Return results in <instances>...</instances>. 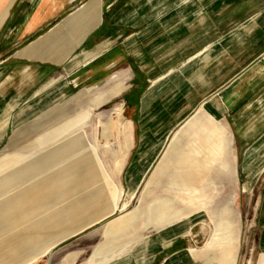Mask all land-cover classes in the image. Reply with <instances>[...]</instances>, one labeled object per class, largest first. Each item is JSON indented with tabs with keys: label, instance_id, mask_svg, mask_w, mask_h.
I'll return each instance as SVG.
<instances>
[{
	"label": "crops",
	"instance_id": "0c3cea01",
	"mask_svg": "<svg viewBox=\"0 0 264 264\" xmlns=\"http://www.w3.org/2000/svg\"><path fill=\"white\" fill-rule=\"evenodd\" d=\"M186 44H194L189 58L195 60L196 72L189 81L185 71L175 69L186 58ZM202 57L205 67L199 74ZM144 58L151 60L149 66ZM219 65L227 76L220 87ZM123 66L134 76L128 95L135 105L130 122L136 149L125 172L128 191L120 210L128 208L146 180L145 191L138 201L142 205L137 202L111 225L81 263L237 264L243 229L227 209L215 211L211 203L218 198L216 181L234 169V141L243 144L237 154L245 155L252 140L264 139V0H0V140L9 124L15 127L35 116L34 131L44 132L43 124L55 122L54 137L67 138L71 126L64 123L73 121L68 107L88 90L121 78L118 86H123L130 78L128 70L118 72ZM63 97L68 99L43 112ZM94 103L100 107L102 96ZM252 107H258L259 119H250L258 113ZM13 109L18 111L14 116ZM192 112L197 114L190 118ZM121 113L118 108L108 122L97 121L99 144L116 136ZM90 116L86 112L77 122ZM180 125L183 132L172 136ZM83 134L42 156L36 168L80 153L86 146ZM171 142L179 148L167 163ZM263 150L264 143L254 153ZM80 159L61 168L75 166L76 177L103 185L106 176L95 160ZM129 182L136 183L133 191ZM262 197L261 214L253 218L261 225L244 233L247 239L253 236L246 247L257 254L259 264L264 259ZM202 211L207 220L199 219ZM130 229H143L130 262L122 257L123 248L106 255V244ZM203 240L204 246L193 247ZM75 259L76 254H69L62 264Z\"/></svg>",
	"mask_w": 264,
	"mask_h": 264
},
{
	"label": "rangeland",
	"instance_id": "374dc122",
	"mask_svg": "<svg viewBox=\"0 0 264 264\" xmlns=\"http://www.w3.org/2000/svg\"><path fill=\"white\" fill-rule=\"evenodd\" d=\"M193 45L186 44V58L181 60L175 68L182 69V72L185 71L184 75L188 81L196 72L195 60L189 58L192 54L189 53V46L193 47ZM203 57L201 58L202 64L198 66L199 74L200 70L201 73L204 72ZM143 60L146 61L144 65H150L151 60L146 58ZM196 61L199 62V60ZM219 62L223 61L219 60ZM220 66L217 70L219 87L227 79L222 72L223 65ZM125 70H128L130 78L123 86H118L123 82L121 78L115 84H105L94 90H88L87 95L68 107V120L73 121L64 123L67 125L65 128L71 126L67 138L54 137L55 131L53 130L57 127L55 122L43 124L42 131L44 132L34 131L32 127L36 116L23 118L15 127L11 124L7 126L5 136L0 140V264H62L63 259L69 254H76L74 264H82L81 259L86 258L99 242L104 241V233L107 234L111 225L128 215L131 208L139 201L145 191L146 180L137 189V194L128 208L120 210L128 191V187L124 186L125 172L133 161L136 149V142L131 138L134 127L130 122L135 105L128 95L134 76L128 66H123L118 72ZM81 90L82 88L75 90L73 95ZM204 94L206 92H203ZM98 96H102L100 107L94 103V99ZM67 99L64 97L59 99L53 106L45 108L43 112L61 105ZM118 108L122 113L118 119L116 136L113 139H106L105 144L102 142L99 144L97 121L108 122ZM251 110L258 111V113L255 112L250 119H259L258 107H252ZM13 111L15 110L11 112L13 116L18 113L17 110ZM86 112L91 113L89 120L77 122L80 117L85 116ZM196 114L197 112H192L190 118ZM183 130L182 125L175 126L172 136H179L178 134ZM80 132L84 133L83 136L86 139L84 141L86 146L80 153L66 156L56 165L41 168L37 166L36 168L42 156L57 149L63 142L71 140ZM47 134H51V140L41 139V136ZM238 143L234 141L236 153L231 156L234 169L216 181L215 189L218 190V198L211 203V207H214L215 211L227 209L231 213L233 222L236 219L243 229V236L241 235L239 240L237 264H259L260 258L257 254L252 249L248 251L246 247L247 242L248 245L252 243L253 236H248L247 239L244 233L248 228L249 231H253L261 225L253 218L261 214L263 206L260 201L264 195V150L259 154H255L254 151L264 143V139L252 140L249 144L251 148L245 155L237 154V151H241L243 147V144L241 146ZM169 146L171 149L164 155L167 163L171 160L172 151L179 148L177 143L172 144L171 142ZM81 157L82 161L87 157L95 160V165L99 167L101 174L106 176L103 185H96L92 179L83 180L81 176L76 177L75 166L74 169L70 166L68 170L61 168L64 164L75 162ZM83 173L85 175L86 171ZM218 174L221 175L220 170ZM56 180L58 182L51 188L49 183L53 181L55 183ZM155 193L157 190L153 194ZM137 205H142V203L138 202ZM202 212V217L199 219L207 220V213ZM98 220L102 221L93 224ZM142 231L143 229H130L121 237H117L118 240L115 243H107L105 247L108 249L104 253L108 255L118 248H123L120 251L121 255L130 262L131 256L133 257L136 252V240L141 239ZM112 240L114 239L108 241ZM205 241L192 245L197 249L204 246ZM54 243L56 244L54 247L47 248ZM187 255L190 254L187 253Z\"/></svg>",
	"mask_w": 264,
	"mask_h": 264
},
{
	"label": "bare ground",
	"instance_id": "6f19581e",
	"mask_svg": "<svg viewBox=\"0 0 264 264\" xmlns=\"http://www.w3.org/2000/svg\"><path fill=\"white\" fill-rule=\"evenodd\" d=\"M129 186H130V190L133 191L136 187V183L135 182H129ZM49 248V247H47ZM50 249V248H49ZM194 251H190V253L192 254ZM262 264H264V260L262 261Z\"/></svg>",
	"mask_w": 264,
	"mask_h": 264
}]
</instances>
